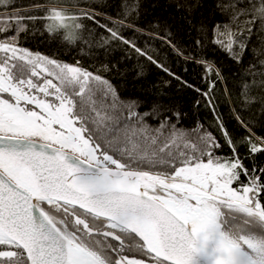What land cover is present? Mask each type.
<instances>
[{
  "label": "snow or ice",
  "instance_id": "6c2138e0",
  "mask_svg": "<svg viewBox=\"0 0 264 264\" xmlns=\"http://www.w3.org/2000/svg\"><path fill=\"white\" fill-rule=\"evenodd\" d=\"M171 3L196 34L191 49L167 23L140 26L145 0H0V264H264V136L253 131L264 128V0ZM37 34L121 48L181 80L136 35L161 40L204 67L208 89L195 91L216 131L158 104L141 111L102 74L117 65L33 51ZM209 46L239 66L234 99ZM218 83L248 135L218 114Z\"/></svg>",
  "mask_w": 264,
  "mask_h": 264
},
{
  "label": "trees",
  "instance_id": "16d2710c",
  "mask_svg": "<svg viewBox=\"0 0 264 264\" xmlns=\"http://www.w3.org/2000/svg\"><path fill=\"white\" fill-rule=\"evenodd\" d=\"M28 2L29 0H17V3L21 4ZM156 22L167 23L172 32L173 43L179 47L191 49V41L196 34L185 23L183 14L174 10L171 0H145L144 15L139 21L140 26L150 31L149 25ZM86 23L94 33L104 34L90 22ZM190 32L191 35H189ZM136 40L140 46L147 44V46L154 48L162 62L181 80L174 79L155 65L147 63L142 57L137 58L133 54L130 58H125V53L121 48L106 53L103 49L93 48L89 50L88 48H82L79 44L68 47L61 42L42 37L39 34L29 36L25 46L64 62L74 63L79 61L83 67L91 71L100 69L103 64H115L119 68V72L112 71L102 74L111 80L123 98L141 102V111L158 104L161 111L166 112L167 109L179 110L182 113L181 122L185 127H192L199 121L205 127L211 125L210 130L216 131L214 114L205 106L204 97L195 91L197 88L202 91L208 89L204 67L191 61H185L159 39L153 40L148 36L137 34ZM203 55L214 61L216 66L221 69L229 89V96L234 99L237 88L235 87L236 80L233 73L239 66L235 65L223 52L212 46H209ZM141 66L143 69L142 75H137ZM181 81H187V84L192 85V87L185 86ZM222 89L223 85L218 83L215 89L218 114L234 137L239 138L248 135L232 116V110L236 105L225 97ZM198 100L200 101L199 105L196 103ZM152 123H155V121H152ZM253 131L258 136H264V128L257 127ZM224 151L227 152L228 149ZM240 151L243 152L244 149L241 148Z\"/></svg>",
  "mask_w": 264,
  "mask_h": 264
}]
</instances>
